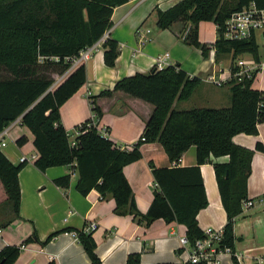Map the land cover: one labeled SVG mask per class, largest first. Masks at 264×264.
Instances as JSON below:
<instances>
[{
  "label": "trees",
  "instance_id": "trees-1",
  "mask_svg": "<svg viewBox=\"0 0 264 264\" xmlns=\"http://www.w3.org/2000/svg\"><path fill=\"white\" fill-rule=\"evenodd\" d=\"M129 1L0 0V72L5 74L0 76V132L20 118L33 135V161L37 169L45 171L73 164L76 188L82 195L92 189L102 197L110 194L116 214H130L145 227L156 219L182 224L190 245L206 237L197 220L198 212L208 203L200 166L211 164L226 212V222L215 245L218 251L229 248L233 264H240L235 251L234 219L242 211V203L250 200L247 181L253 150L235 144L232 137L238 133L256 135L258 125L264 122V90L252 85L256 72L241 81L232 78L224 83L231 92L228 106L189 109H177L174 103L188 99L200 78L190 76L178 64L117 80L112 89L103 90L98 96L121 91L153 106L140 139L132 145L116 144L97 130L102 111L92 96L89 98L96 124L87 118L76 126L79 133L73 139L62 124L61 105L86 82L84 63L69 71L72 60L111 27L114 8ZM250 3L264 9V0H178L165 9H157L156 25L167 29L182 23L178 38L199 48L205 58L210 48L215 49L216 57L230 55V69L235 71L236 60L243 54L260 62L255 33L247 39H228L224 35L228 17ZM203 21L216 25L217 37L211 45L199 40V23ZM184 31L187 32L182 37ZM262 33L264 37V29ZM102 47L105 65L114 66L119 55L118 42L109 37ZM54 75L63 77L56 83ZM26 141L23 135L16 144L21 146ZM155 141L162 145L170 162H177L194 145L196 165L156 167L149 162L156 189L147 211L142 213L134 201L124 167L141 157L142 143ZM255 149L264 152V145L257 142ZM222 157L226 160L221 161ZM25 165L26 161L12 163L0 147V205L7 204L15 217H19L21 206L18 174ZM70 178L71 174H66L54 179V184L65 189ZM68 230L55 231L42 242L34 233L19 245H6L0 249V264H14L23 244L44 245ZM77 238L90 264H103L95 252L92 235L77 231ZM139 262L138 253L128 255L126 260L127 264ZM47 264L57 263L51 260Z\"/></svg>",
  "mask_w": 264,
  "mask_h": 264
},
{
  "label": "crops",
  "instance_id": "crops-1",
  "mask_svg": "<svg viewBox=\"0 0 264 264\" xmlns=\"http://www.w3.org/2000/svg\"><path fill=\"white\" fill-rule=\"evenodd\" d=\"M177 1L130 0L114 8L108 38L118 42L119 55L115 65L109 67L103 60L102 44L98 41L92 46L91 57L84 62L86 82L60 107L62 124L70 138L76 136V126L91 116L89 97L92 96L102 111L98 127L105 128L108 137L116 144L136 143L153 111L152 104L121 91H115L111 96L98 95L103 90L112 89L115 82L123 77L151 71L155 59L166 53L172 64H178L190 76L200 78L192 95L186 100L176 101L175 108L223 107L230 104L231 92L227 85L204 80L210 74L227 77L231 66L230 55L216 57L214 48H210L207 58L200 51L193 50L186 58L177 53L171 55L168 51L161 54L158 47L161 43L167 44L169 37L158 33L159 29L154 32L145 26L150 17L156 25L157 9H165ZM207 23L210 24L204 25ZM179 28L177 23L171 27L177 37ZM198 33L201 42L211 45L217 37L216 25L212 21L200 22ZM140 35L147 38L144 45L139 42ZM135 49L138 52L134 53ZM263 61L264 55L260 53V62ZM252 85L264 90V69L256 74ZM191 99L193 103H184ZM179 102L183 103L179 105ZM5 130V142L7 136L11 142H6L1 148L4 154L14 164H18L24 156L28 161L18 174L21 189L19 217L14 216L7 204L0 205V249L6 245H19L34 233L42 242L55 231L69 229L58 233L44 245L39 242L25 244L14 264H47L51 260L57 264H90L82 244L72 234L73 231L84 230L90 222L98 225L90 234L96 243L95 252L103 264H127L128 255L135 253L140 254L138 264H191L188 261V247L180 242L186 235L184 225L156 219L145 227L135 222L130 214H116L114 199L110 194L102 197L96 189H92L87 195H82L77 190V173L73 164L49 167L45 171L37 169L33 161L36 155L33 135L21 122H12ZM23 135L27 141L19 146L16 140ZM232 141L253 150L247 181L248 198L253 205L243 208L234 219L236 255L240 264H264V152L255 149L257 142L264 145V122L258 125L256 135L238 133L232 137ZM140 151L141 157L126 165L124 173L138 209L145 213L156 189L149 162L156 167L194 166L196 147L190 146L177 162L168 160L157 141L142 143ZM220 160L224 161L226 157ZM200 172L208 203L197 214L198 224L203 231L221 230L226 222V212L213 166L202 164ZM66 174H71L69 186L65 189L56 186L54 179ZM4 223L7 224L2 226ZM217 261V264H233L230 253L225 252L218 255Z\"/></svg>",
  "mask_w": 264,
  "mask_h": 264
},
{
  "label": "built area",
  "instance_id": "built-area-1",
  "mask_svg": "<svg viewBox=\"0 0 264 264\" xmlns=\"http://www.w3.org/2000/svg\"><path fill=\"white\" fill-rule=\"evenodd\" d=\"M264 29V9L256 7L254 3H250L246 7H243L241 10L233 12L225 23L224 35L228 39H247L252 33H256L257 30ZM109 30V29H108ZM108 30L103 34V36L98 40L99 43L103 44V42L108 38ZM147 32L149 30H146ZM187 31L182 33V37L186 35ZM97 41V42H98ZM96 42V43H97ZM139 42L141 45H144L147 42V38L145 35H140ZM95 44V43H94ZM93 44V45H94ZM92 45V46H93ZM92 46L86 47L83 49L78 57H75L72 60V66L75 67L80 63H84L87 61L92 54ZM134 53L138 52V49L133 51ZM169 54H164L162 56H158L155 59L154 68L156 70H161L166 66L172 64L169 61ZM235 65L237 66V70L232 71L229 69L227 77H221L216 74H210L204 77V80L210 83H214L217 85H222L223 83L228 82L232 78H236L237 81H241L244 77H250L253 72L256 74L264 69V61L263 62H255L253 59L244 60L243 58L237 59ZM90 118L93 121V125L95 123V114L92 112ZM14 122H21L20 118L16 119ZM97 130L105 136H108L107 130L105 128L98 127L96 124ZM77 130V129H76ZM79 133L77 130L76 135ZM4 134H6V130L0 132V147H4L6 145ZM71 144L74 145L75 141L72 140ZM34 158V157H33ZM28 161V159L24 156L20 158V162ZM263 200V199H262ZM253 205L252 200H246L242 203V207L247 209ZM96 222H90L84 230H82L86 234H90L97 228ZM206 237L200 240L195 241L193 245H190L187 241L186 237H182L180 242L182 245H187L188 247V261L191 264H199L201 262L205 264H217L218 263V255L222 252L230 253L229 248H225L223 251H218L215 245L222 234L221 230H212L206 229L204 231ZM74 236L77 237V232H72ZM26 245L23 244L21 249L25 248ZM34 264V263H31Z\"/></svg>",
  "mask_w": 264,
  "mask_h": 264
},
{
  "label": "rangeland",
  "instance_id": "rangeland-1",
  "mask_svg": "<svg viewBox=\"0 0 264 264\" xmlns=\"http://www.w3.org/2000/svg\"><path fill=\"white\" fill-rule=\"evenodd\" d=\"M152 20H153L152 17L148 18L147 21L145 22V26L150 27L155 32L159 28L157 27V25H154ZM177 24L181 28L182 23L177 22ZM209 24L210 23H207L204 25H209ZM160 32L164 35V37H166V36L169 37V42L167 44H165L166 42L161 43L158 47V49L160 51L159 53H161V54L168 51L171 55H172V53H177V54H180L182 58H186L192 52V50L201 52V50L199 48L187 45L183 41H181L173 33L171 28L159 29L158 33H160ZM255 35H256V40H257L258 45H259V52L264 55V37H263L262 30H257ZM241 57H243L245 59H250L251 55L250 54H243V56H241ZM4 75H5L4 73L0 72V76H4ZM54 77L56 78V80H55L56 83L59 82L61 76L54 75ZM193 102H194V100L191 99V100H189V102H184V103H193ZM180 103H183V102H179V105H180ZM6 142H11L9 136H7Z\"/></svg>",
  "mask_w": 264,
  "mask_h": 264
}]
</instances>
